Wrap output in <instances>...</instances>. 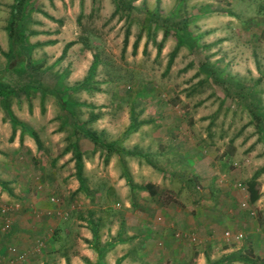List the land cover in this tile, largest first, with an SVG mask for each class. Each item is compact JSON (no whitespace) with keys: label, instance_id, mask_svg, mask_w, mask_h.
Returning <instances> with one entry per match:
<instances>
[{"label":"rangeland","instance_id":"obj_1","mask_svg":"<svg viewBox=\"0 0 264 264\" xmlns=\"http://www.w3.org/2000/svg\"><path fill=\"white\" fill-rule=\"evenodd\" d=\"M131 1L135 9L127 19L121 14L111 16L115 9L113 0H35V6L53 19L33 11L19 29L31 43L48 40L54 43L41 45L31 52L32 60L42 65V74H10L13 80L22 78L25 90L10 95L8 99H0V111L8 119L4 108L8 102L12 113L38 133L43 146L38 149L33 140L36 148L33 152L24 145L23 137L20 140L15 136L11 140L12 127L7 120L8 125L0 129L1 188L12 193L14 187L10 184L16 178L48 176L63 182L66 174L74 169L72 153H62L64 147L74 140V126L72 118L61 108L56 90L62 85L71 88L77 83L82 84L93 55L97 53L100 60L93 76L83 88H71L68 92L69 97L80 104L75 108L81 121H87L91 113L98 114L96 120L84 123L80 128L104 131L105 139H116L125 147L138 146L147 151V157L135 156V160H142L144 164L137 163V160L135 166H131L126 156L124 168L116 153L108 155L78 133L85 185L80 192H69L59 200L60 213L87 222L91 214L94 220L99 218L101 239V234L113 228L116 220H124L125 235L127 232L143 233L146 221L151 230L149 233L146 230V240L143 241L139 234L127 242L135 251V255L132 251L131 255L141 264H197L200 261L208 264V260H221L222 264H264V207L251 209L250 205H243L241 194L239 197L232 195L230 207H226V203L220 205L224 211L232 209L226 220L203 215L204 210L189 207L191 203L198 208H204L206 204L205 197L199 192L202 180L188 175L187 181L196 198L190 200V204L186 199L176 198L175 189L185 177L181 176L183 172L178 164L173 163L181 158L179 152L196 154L198 149H192L193 144H200L207 154L204 158H209L206 164L216 165L210 178L229 180L223 179L222 187L217 185V194L223 193L220 188L229 193L237 191L234 187L237 182L247 184L255 171L264 167V131L259 134L254 125L249 112L250 97H233L231 94L239 87L231 86L226 90L211 79H205L203 74L197 75L199 64L208 61L212 67L222 70L223 78L238 80L246 86V91L253 92L260 100V110L264 111V7L262 12H256L261 4L256 0H215L217 28L228 29L231 33L209 35L205 33L207 28L202 29L197 18H192L199 3L204 1L159 0L160 15L172 20L191 15L189 31L192 37H198L194 43L189 36L187 45L180 47L166 71L176 39L170 32L157 55L156 44L162 40L163 28L146 21V10H154L157 0ZM12 2L0 0L1 32ZM250 18L254 21L249 32L245 25ZM127 27L130 35L124 47ZM32 31L37 33L32 34ZM138 35L140 40L133 53V42ZM71 40L77 43L58 59L65 43ZM214 41L216 46L208 48ZM145 43L146 52H143ZM0 46L8 51V37L5 39L0 35ZM6 63L0 53V69ZM235 72L244 74V77L233 75ZM38 80L39 84L36 83ZM130 108L134 109L137 120L147 122L137 131L123 135L130 120ZM147 132L154 135L147 136ZM189 134L194 140L187 138ZM180 136L187 140L184 142ZM146 158L155 170L163 173L162 182L166 185L168 181L169 186L163 191L158 189L155 196L142 195L140 190L134 195L131 191L132 204L125 207L114 193L112 184L126 179L125 176L143 184L142 165L147 162ZM262 173L264 171L258 177L261 178ZM99 185L103 186V191L99 190ZM218 195L215 196L214 192L212 199L215 201ZM17 196L15 194L16 199ZM16 201L19 200L0 198V239L9 231L1 230L4 221L14 217V209L22 206L21 203L16 207ZM35 211L41 210H35V207L25 209L31 217L35 216ZM246 213L248 215L243 218ZM205 220H214L215 226L210 229L211 224L206 225ZM226 231L232 234L242 232L243 238L238 242L226 240ZM143 245H146L144 249ZM248 251L255 261L240 257Z\"/></svg>","mask_w":264,"mask_h":264},{"label":"crops","instance_id":"obj_2","mask_svg":"<svg viewBox=\"0 0 264 264\" xmlns=\"http://www.w3.org/2000/svg\"><path fill=\"white\" fill-rule=\"evenodd\" d=\"M199 1H204V3H199L198 5L199 8L197 11V23L202 26V29L204 27L207 28L205 33L209 35H228L230 30L217 28L219 26H217V22H215L216 16L214 11L216 6L213 5V3H216V1ZM256 1L261 3L258 4V10L256 12H262L264 7V3L262 2L263 0ZM253 21L254 20L250 18L249 22L245 25V28H247L248 31L250 30V26H252ZM214 22L215 24H213ZM6 24L7 23H5L3 27L4 31H0V35L4 36L5 39L8 37ZM259 25L260 24L258 22L257 27H259ZM255 32H258V30L255 29ZM219 40L223 39L220 38ZM216 44V41L209 43L208 48L214 47ZM233 75L244 77V74L239 72H235ZM4 117V114L0 111V129L2 127L5 128L8 125L7 120ZM129 122L127 123V126ZM145 135L152 136L154 134H149L147 132ZM15 136L20 139V130L16 132ZM24 137L25 136L23 135L24 145L28 146L31 151L35 152L36 148L33 145V138L30 136ZM180 137L184 142L187 140L186 138L183 139L182 136ZM187 138L194 140L191 134L187 135ZM125 148L128 149L131 147L126 146ZM194 148L198 149L196 154H193L190 151L189 153L185 154L182 151L179 152L181 153V158L173 161L174 164H178L180 171L183 172L181 173V176L185 177L178 189H175L176 198L184 200L186 199V202H188L187 204H190V200L196 199L193 196V192L191 190L192 186H190L189 182L187 181L188 175L189 177L194 175V177L197 178L196 180H202L203 186L201 188L197 186V188H200L199 192L205 197L206 204L204 208H202V206L198 208L197 205L193 203H191L189 207L196 209L197 211L204 210L202 213L203 215H211V217H215V220H218L219 218L221 220H226L228 216H231L230 212H232V209L224 211L220 205L226 203V207H230L231 205L229 203L232 201L230 196L232 195L239 197L241 194V200H244L243 203L250 205L251 209H254L255 207L258 209L264 207V173H262L263 175H261V178H257V181L261 182L260 185L258 182V189L261 195L253 203L249 201L247 189L243 190L237 187V184L241 183L245 188H247V184L242 182H237L235 184L234 187H237V191L233 190L229 193L227 189L225 190L220 188V191L223 193H218L220 194L218 195L217 185L218 187H222L224 177L210 178L211 174L214 173V168H216V165L213 166V168L210 163L209 166L206 164L209 158H204L207 154L204 152V148H202L200 144H196L195 142L192 149ZM238 148L239 147L236 149L237 153ZM127 157L129 165L131 166H135L137 160V163H142V160H135V156ZM74 164L75 162L73 160L72 165ZM142 166L143 172L145 173V180L143 184L152 183L155 185L156 190L160 189L162 191L169 186V184H167L168 181L166 182V185L163 184V173L155 170L153 165L145 162V165ZM66 177L67 178L63 179V182L54 180V178H50L48 176L32 179L27 178L24 180H18V178H16L15 181L12 180V183L10 184L14 187L12 193H8L7 191L3 190L1 188L2 186L0 185V198L2 200H19L16 201L19 204V206L18 204H15L16 207H20L22 203L21 208L14 209L15 216L9 218L11 221V228L9 229L8 233H6V235L0 239V260L11 258L13 264H87V260L94 263L99 260V255L103 254L104 256L100 258L102 264H115L116 260L123 256L124 258L120 264H141V261L137 257L135 258V256L131 255V251L133 252L132 254H134L135 251L133 248H131V246H128L127 242H130L139 234L140 237H143V241L146 240V237H148L146 230L148 233L151 231L150 228L146 226L147 222H144L145 226L143 233L139 232L130 234L127 232L125 235L123 231V226L125 224L124 220H116L115 226L113 228L105 230V233L101 234L103 239H101L99 232L96 236H94L91 226L87 221L84 220V222L82 219L69 218L66 213H60V203L49 202L51 201V197H54L59 201L69 192H75V194L76 191L80 192V183L75 175V167L74 169H71L70 173L66 174ZM224 180L229 181L228 179ZM112 185L114 187V193H116L118 198L124 202L125 207L131 206V191L133 194L137 189H131L125 178L117 180V182L113 183ZM215 187L216 189L214 190ZM99 190L103 191L102 185H99ZM139 192L142 195H149V193L145 190H140ZM214 192L215 196L218 195L215 201L212 199V194ZM14 193L19 195V197L17 196V199ZM33 207H35V210L40 209L41 211H35V216L31 217V215H28L25 212V209ZM184 210L186 211L187 209ZM253 211L255 212V210ZM246 215L248 214L246 213L242 217L246 218ZM204 222L206 225L211 224L209 226L210 229L215 226L214 220H205ZM125 244H127V246H124ZM10 246H16L18 252L24 255V258L19 259L17 256L12 255L9 251ZM143 246L144 249L146 245ZM143 264L148 263L143 262ZM197 264H202V262L200 261Z\"/></svg>","mask_w":264,"mask_h":264},{"label":"trees","instance_id":"obj_3","mask_svg":"<svg viewBox=\"0 0 264 264\" xmlns=\"http://www.w3.org/2000/svg\"><path fill=\"white\" fill-rule=\"evenodd\" d=\"M35 0H13V2L10 4V12L9 17L6 24V31L8 35L9 40V49L8 51H4L0 47V53L3 55L6 60V66L3 69H0V99H8V97L12 94H18L21 92H24L25 86L23 84L22 78H16L13 80V77L10 76V74H21V75H28L29 73H33L35 75L42 74V65L40 63L34 62L31 58V52L34 48H37L41 45L54 43L53 40H48L45 42L37 41L35 43H31L27 37L26 34L22 33L20 31L19 27L21 24H24L26 19L29 18L31 13L33 11H38L49 17L50 19H53L52 16H49L45 12H42V10L35 6ZM115 9L111 16H115L116 14H121L125 16L127 19H129L132 15V12L134 11L135 7L131 0H113ZM159 3L160 1L157 0V5L154 10H146V21L149 23V25L154 24V27H161L163 28V37L162 40L157 43V55L160 53L161 48L163 46V42L166 39V37L169 35L170 32L173 33L176 44L173 50L169 54V59L166 64V71L169 70L173 59L175 58L177 52L179 51L180 47L186 46L189 41V36H191V33L189 31V24L190 20L194 17H198L197 12L191 15L183 16L181 18L172 20L168 16L160 15L159 10ZM79 16H82L80 14ZM192 17V18H190ZM32 34H36L37 32L32 31ZM130 35V28L127 27L124 34L123 39V45L124 47L128 43V38ZM94 37V36H93ZM95 38V37H94ZM192 41L194 43H197L198 37H192ZM140 40V35L136 38V40L133 42V53L136 52L138 42ZM77 43L76 40H71L65 43L62 52L58 59H62L67 50ZM147 43V42H146ZM146 43L145 47L143 48V52H146ZM87 45V44H86ZM99 55L95 53L93 55V61L88 69V74L86 75L85 79L83 80L82 84L77 83L71 88L78 90L83 88V84L90 80V78L93 76V73L97 67V64L99 63ZM221 69L212 67L211 64L208 61L201 62L198 66L197 75L203 74L205 76V79H211L213 83L220 85L223 87V89L229 90L231 86L239 87L237 91H235L233 97H244L243 95L250 97V103H249V112L252 117V120L254 121V125L261 134L264 131V111H261L260 108V100L253 94L251 91H246V86H244L240 81L234 80L233 78H223V74L221 72ZM12 82V85L10 84ZM40 80L36 81L37 84H39ZM70 87H67L65 85H62L60 88L56 90L57 98L59 99L60 106L62 109H64L68 115L72 118L73 126H74V140L71 144H68L64 147L62 153L66 154L68 152L72 153V158L75 162V175L77 179L79 180L80 186L79 189H82L85 185V178L83 175V152L80 149L77 134L80 133L82 136H84L86 139L90 140L93 145L96 148H99L101 150H104L108 155H111L113 153H116L118 155L119 161L121 164H123L122 167H126L125 165V157L126 156H140V157H147V152H144L142 149L138 148V146H134L133 148H125L122 145H119L118 141L115 140H108L104 138V131H97L92 129L91 127L87 128H80L85 123L93 122L97 119L98 114L91 113L87 121H81L76 112L77 105H80L75 100H72L68 92L71 89ZM245 90V91H244ZM5 113L8 116V120L11 124V136L10 139L15 137L16 131L20 130V140L22 139L24 134H28L31 138H33L36 146L38 149H41L43 146V143L38 135V133L26 126V124L22 121H20L10 110V105L8 102L5 103ZM129 119L130 122L127 126V129L123 131V135H128L127 133H130L131 131H137L139 126L143 125L147 121L137 120L135 116V111L133 108H130L129 110ZM147 163L150 164V161L148 158H146ZM152 165V164H151ZM264 171V167H261L255 171L252 178L248 180L247 182V191L249 194V201L251 203L255 202L261 195L258 189V181L257 178L261 172ZM126 173V172H125ZM127 179V184L131 187V189H137V190H145L149 193L150 196H155L157 194V190L155 188V185L152 183H146V184H135L128 176H125ZM3 183L0 180V184ZM93 215L91 214V217L88 219L89 225L91 226L92 232L94 236L98 234V230L101 226V220L99 218H95V220L92 218ZM104 255H99V260L92 263L89 260H87V264H102V261H100V258H102ZM240 257L247 261H255V259H252V254H250V251L246 252L244 255H240ZM124 258H118L116 260L115 264H120L122 259ZM208 264H222L221 260H215L213 262H210L208 260Z\"/></svg>","mask_w":264,"mask_h":264},{"label":"built area","instance_id":"obj_4","mask_svg":"<svg viewBox=\"0 0 264 264\" xmlns=\"http://www.w3.org/2000/svg\"><path fill=\"white\" fill-rule=\"evenodd\" d=\"M237 187L245 190L247 188L244 187V185H242L241 183L237 184ZM51 202L52 203H58L59 201L57 199H55L54 197H51ZM243 205H245V203H243ZM5 210L2 209V212H4ZM11 227V222L9 219H6L4 221V224L1 228L2 231H8ZM224 236H225V239L226 240H232V241H235V242H238L240 241L242 238H243V233L242 232H238V233H235V234H232L230 231H226L224 233ZM9 251L12 255H15L17 256L19 259H23L24 258V255L19 253L16 246H10L9 247ZM0 264H13L12 262V259L11 258H7L5 260H0Z\"/></svg>","mask_w":264,"mask_h":264}]
</instances>
